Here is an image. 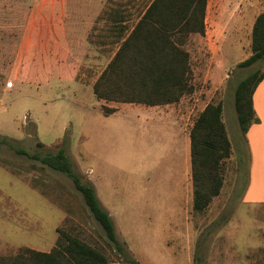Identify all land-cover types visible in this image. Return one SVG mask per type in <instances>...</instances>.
<instances>
[{"label": "rangeland", "instance_id": "rangeland-1", "mask_svg": "<svg viewBox=\"0 0 264 264\" xmlns=\"http://www.w3.org/2000/svg\"><path fill=\"white\" fill-rule=\"evenodd\" d=\"M151 1L111 0L126 9L130 25ZM19 7L0 3V134L31 154L55 152L67 137L74 171L110 213L121 249L72 178L0 143V254L21 247L50 251L58 230H65L102 251L111 264H264V204L244 201L249 153L235 107L236 87L264 70V61L238 66L252 54L253 30L251 21L234 19L239 6L209 0L206 37H191L186 46L194 91L153 107L159 112L95 94L117 51L108 32L91 31L84 39L92 45L58 54V64L50 63L49 54L14 50ZM224 55L230 66L223 65ZM209 103L223 104L233 151L222 193L197 211L190 131ZM105 106L116 112L105 114Z\"/></svg>", "mask_w": 264, "mask_h": 264}, {"label": "trees", "instance_id": "trees-1", "mask_svg": "<svg viewBox=\"0 0 264 264\" xmlns=\"http://www.w3.org/2000/svg\"><path fill=\"white\" fill-rule=\"evenodd\" d=\"M208 3L209 0H152L133 24L125 19L115 20L113 37L117 51L94 85L97 97L156 106L177 103L192 93L191 53L186 46L191 37H206ZM124 11L114 10L119 16ZM260 61H264V11L253 25L252 54L238 66L250 67ZM263 79L264 70H256L236 87L235 107L244 133L259 121L253 97ZM104 110L107 115L116 112V108L107 106ZM190 139L194 208L204 211L222 193L227 160L233 151L223 121L222 103H209L205 107L192 126ZM66 140L67 137L55 152L31 154L0 134V143L72 178L109 240L121 249L110 213L103 207L95 189L74 171L73 159L65 147ZM38 145L45 146L41 141ZM58 232L59 238L50 251L21 247L15 254H0V264H111L106 254L80 237L65 230ZM135 264L141 263L135 261Z\"/></svg>", "mask_w": 264, "mask_h": 264}, {"label": "crops", "instance_id": "crops-1", "mask_svg": "<svg viewBox=\"0 0 264 264\" xmlns=\"http://www.w3.org/2000/svg\"><path fill=\"white\" fill-rule=\"evenodd\" d=\"M219 1L227 5H238L242 11L236 13L234 19L239 15L240 20H249L253 25L257 16L264 11V0ZM2 2L20 6L17 20L22 23L19 38L13 45L14 50L37 56L49 54L50 63L53 61L57 64L59 60L62 61L58 54L78 52L81 51L80 47L92 45L89 40L84 39L88 38L91 31L98 30L100 34L108 32L113 36L116 30L113 25L115 20L125 19V22L133 20L131 16H126L124 7L113 6L111 0H0V3ZM108 5L112 6L107 12ZM117 8L125 10L121 16L114 12ZM96 24L99 26L95 27ZM101 44L103 43L95 45L101 48ZM226 58L224 55L223 65L230 66L232 63H227ZM253 100L259 121L245 133L249 166L243 197L246 203L264 204V79L258 85ZM160 106L163 105L152 106L151 109L157 112L158 110L153 107ZM24 185L36 192L35 189Z\"/></svg>", "mask_w": 264, "mask_h": 264}]
</instances>
